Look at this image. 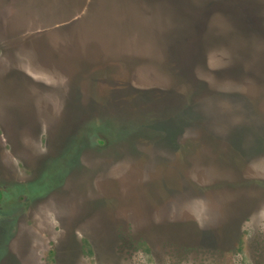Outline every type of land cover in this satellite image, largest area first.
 Instances as JSON below:
<instances>
[{"label":"rangeland","instance_id":"obj_1","mask_svg":"<svg viewBox=\"0 0 264 264\" xmlns=\"http://www.w3.org/2000/svg\"><path fill=\"white\" fill-rule=\"evenodd\" d=\"M155 1L0 0V89L20 76L36 105L0 109V264H264V61L230 79L216 71L256 44L209 54L196 91ZM136 12L158 60L116 36Z\"/></svg>","mask_w":264,"mask_h":264},{"label":"trees","instance_id":"obj_2","mask_svg":"<svg viewBox=\"0 0 264 264\" xmlns=\"http://www.w3.org/2000/svg\"><path fill=\"white\" fill-rule=\"evenodd\" d=\"M157 1L158 3H154L155 10H153L152 17H154L155 20L162 21L163 24L168 23L169 30L171 24L176 23L177 19L182 28L176 46H174L170 52L164 49L163 53L172 55L175 58V62L180 59L179 57L185 59L183 63L185 64L187 72L184 73V76H187L189 72V77H192L193 81H203V83L199 84L197 82L194 88L196 91L200 92L203 86L208 87L209 78L207 79L206 76H208V72H210L208 71L210 68L208 67L207 58L210 56L209 54L220 53L221 55L219 56H222L226 60H230L226 52L231 51L230 54H232V50L236 52V47L239 44H244L243 41L256 44V46L249 45L243 50L241 54L245 55L243 59H239L238 61L236 59L234 60V62H236L235 64L231 62V65L228 66L225 64L221 66L223 68L216 72L217 76L229 77L230 79L233 76L243 73L246 67V61L251 59L264 61V43L257 38H264V0H188L187 2H185V0H170L166 5H163L160 0H156L155 2ZM174 1L179 7V13L175 12L172 6L175 4ZM89 6L90 5L87 4V6L84 7L88 8ZM240 7L247 8L248 14L251 15L245 19L244 17L235 19L230 18L229 10L233 12L236 11L235 13L238 15L239 13L237 10L241 9ZM217 8L221 9L218 13L215 12ZM216 17H218V19L223 18L226 23H229L230 25L228 26L230 29L225 26V29L220 28L218 32H214L209 25H213L214 22H216ZM166 27L167 25H164L162 29ZM159 28L160 26L154 27L152 30L149 29V35L154 39L164 40L163 38L165 37L160 34L161 28ZM166 29L169 33L168 37L170 36V40L173 42L174 34H170L168 27ZM220 31H222L220 35H214ZM87 38L89 41L94 40V38H90L89 36ZM94 49L98 52V47ZM234 54L236 55V53ZM170 59V65L172 68L175 65L177 71L178 67L176 63L172 60V57H170ZM171 66H169V68L172 71ZM261 68L264 70L263 63L261 64ZM202 70H204L203 74L205 76H202ZM263 192L258 196H263ZM235 204H237L236 207L238 208L242 204V200H239Z\"/></svg>","mask_w":264,"mask_h":264},{"label":"flooded vegetation","instance_id":"obj_3","mask_svg":"<svg viewBox=\"0 0 264 264\" xmlns=\"http://www.w3.org/2000/svg\"><path fill=\"white\" fill-rule=\"evenodd\" d=\"M75 22L76 21H74V23ZM2 28L4 29L3 26H2ZM2 28L0 26V29H2ZM90 44H91V42H90ZM93 44H95V43H93ZM92 48H93V46L91 47V49ZM77 58L78 57H76L75 59H77ZM75 59L73 60V63L75 62ZM74 65H75L74 66L75 71L78 72L79 71L77 68L78 64L74 63ZM218 71H216V72H218ZM13 76H15L13 78L14 88L10 87V90L0 89V92H1L0 93V109L2 110L3 113H6L8 116L13 117V120H14L16 117L15 114H20L23 116L27 115L28 113L32 114L33 111L31 108L36 107V105L31 100V95H30L29 91H27V87L25 86V81H23V79L20 76H16L15 74H13ZM23 77L25 78L24 75H23ZM74 89H75V87H73V90H71V92H69V94L71 93V95H73L71 97H74V95H75ZM72 92H73V94H72ZM10 94L15 95V96H13L14 98L12 96H10ZM16 98L18 100H16ZM71 106H72V104H71ZM5 109L7 111H5ZM25 119H26L25 117L22 118L23 123L26 122ZM6 239H7V237L4 239L5 243H6Z\"/></svg>","mask_w":264,"mask_h":264},{"label":"water","instance_id":"obj_4","mask_svg":"<svg viewBox=\"0 0 264 264\" xmlns=\"http://www.w3.org/2000/svg\"><path fill=\"white\" fill-rule=\"evenodd\" d=\"M79 1H80L79 9L81 11L85 6V2H83L84 0H79ZM22 9L24 12L25 11H31L30 7L27 8L26 6H22ZM133 13H135V11H133ZM132 17L138 18V19L135 18L137 25L127 23V24L121 26L123 29L121 27L118 28L115 26V28L117 30L116 36L125 37L126 39H133L132 36L135 37L136 32L138 31L141 35L140 38H142V40H143V42L141 43L143 46H146V47L150 46L151 47V43L153 44V48H155L153 50V54H154L153 59L158 60V58H156V56L160 55V52L157 51L156 46H155L156 43L153 41L154 38L149 35L148 27H146L145 24L143 23L142 16H140L139 13L136 12V14H132ZM139 21H140V23H139ZM143 24H144V26H143ZM122 31H126L125 32L126 35L125 34L121 35ZM92 36H95V32H93V31L89 34L90 38H93ZM87 40H88V38H87ZM156 69H157V66H156Z\"/></svg>","mask_w":264,"mask_h":264}]
</instances>
